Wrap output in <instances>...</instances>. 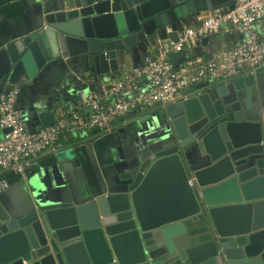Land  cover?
<instances>
[{"label": "water", "instance_id": "water-1", "mask_svg": "<svg viewBox=\"0 0 264 264\" xmlns=\"http://www.w3.org/2000/svg\"><path fill=\"white\" fill-rule=\"evenodd\" d=\"M235 2L62 0L35 30L0 45V100L46 66H69L83 80L111 76L138 46L157 36L177 42L190 17ZM92 82L84 91L103 84ZM255 84L256 74L200 84L184 90L186 100L132 113L141 122L157 115L170 140L119 189L31 210L8 208L0 193V264H264V112ZM40 117L55 123L50 112Z\"/></svg>", "mask_w": 264, "mask_h": 264}, {"label": "crops", "instance_id": "crops-1", "mask_svg": "<svg viewBox=\"0 0 264 264\" xmlns=\"http://www.w3.org/2000/svg\"><path fill=\"white\" fill-rule=\"evenodd\" d=\"M62 0H0V45L22 37L35 30L43 12L56 10ZM193 23L189 21V24ZM240 33L231 26L224 27L207 44L196 48L194 54H208L220 48L235 45ZM162 39L157 38L149 46L141 45L125 57H120V71L111 76L90 75V80L80 78L72 68H46L28 82L17 84L18 107L31 130L45 127L43 112H50L56 119L62 112L75 110L79 91L92 86L93 79L103 83L118 79L125 71H131L155 55ZM185 53L173 55L175 62L185 59ZM78 69H80L78 67ZM106 77V79H105ZM255 97L264 112V69L256 73ZM82 112V111H81ZM169 127L157 115L141 122L139 115H128L111 133L97 131L78 132L70 137L77 141L65 142L55 153L40 155L30 161L25 173L8 170L0 175L9 187L2 193L8 208L31 210L39 205L74 201L86 202L101 193L120 188L135 165L148 159L154 150L169 142ZM195 168L207 161L202 158Z\"/></svg>", "mask_w": 264, "mask_h": 264}, {"label": "built area", "instance_id": "built-area-1", "mask_svg": "<svg viewBox=\"0 0 264 264\" xmlns=\"http://www.w3.org/2000/svg\"><path fill=\"white\" fill-rule=\"evenodd\" d=\"M226 26L235 28L241 40L208 54H194L203 38ZM180 53H185V59L175 62L172 56ZM263 69L264 0H236L232 9L190 17L177 42L162 39L155 55L134 70L97 89L81 90L76 109L59 114L50 127L29 128L18 107L19 88L11 85L0 100V127L11 129L0 135V171L25 173L32 159L55 153L63 137L78 132L111 133L135 111L188 99L190 94L184 93L187 88L228 83ZM190 184L194 185V179ZM8 187V181L0 177V193Z\"/></svg>", "mask_w": 264, "mask_h": 264}, {"label": "trees", "instance_id": "trees-1", "mask_svg": "<svg viewBox=\"0 0 264 264\" xmlns=\"http://www.w3.org/2000/svg\"><path fill=\"white\" fill-rule=\"evenodd\" d=\"M63 141L65 142H73V141H77L76 138L73 136V137H70V136H67V138H64ZM3 172H6V171H0V175H2Z\"/></svg>", "mask_w": 264, "mask_h": 264}]
</instances>
